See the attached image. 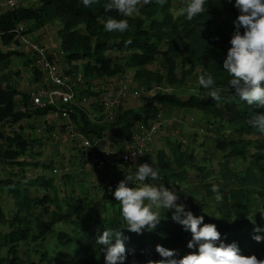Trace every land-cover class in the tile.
<instances>
[{
  "label": "trees",
  "instance_id": "trees-1",
  "mask_svg": "<svg viewBox=\"0 0 264 264\" xmlns=\"http://www.w3.org/2000/svg\"><path fill=\"white\" fill-rule=\"evenodd\" d=\"M106 2L100 0L86 8L79 0H34L30 5L21 1L14 8L1 12L0 64L8 63L13 55L24 54L18 50L6 51L4 47L12 42L11 31L17 24L26 23L30 33L59 20L62 24L57 31L59 48L65 53L66 64L70 71L77 72L78 64L82 65V77L87 86L79 90L80 94H97L103 90V85L96 88V81L101 83L117 75H126L129 69L133 72L136 89L143 91L140 109L122 104L111 122L101 121L95 103L85 106V110L76 109L72 118L82 132L98 137L105 132L110 136L120 132L128 137L137 122L151 120L166 107L201 112L208 119L209 128L220 133L213 137V145L221 152L222 160L217 175L211 176L210 170H201L207 161L204 159L199 167L203 172L198 173L200 185L212 205L215 204L213 184L220 186L224 196L223 202L212 211L220 218L202 212L204 223L215 224L221 241L225 244L235 242L242 255H255L264 261V239L257 242L253 238L256 234L264 237V231L254 232L256 226L264 228V135L248 124L255 113L264 112V108L230 98L229 93H222L224 99L215 102L200 86H186L189 75L198 79L205 72L216 80L215 87L225 86L229 77L222 65L230 47L233 21L239 14L234 6H229L234 5V0L232 3L210 0L207 13L192 22L177 20L174 16L172 10L180 9L182 0H167L163 7L156 3L146 5L139 16L129 20L130 30L124 34L103 30L109 16L120 18L114 11L105 13ZM225 12L231 17L227 21H223ZM225 25L227 31L223 30ZM129 39L132 44L125 45ZM156 62L161 65V71L147 67ZM25 63H32V58L28 56ZM41 73L34 66L32 79L39 80ZM8 74L0 78V264H104L96 240L106 228L123 226L118 202L111 191L108 192L110 198L106 193L105 198L110 199L112 208L104 209L100 215L95 204L82 207L79 197L71 195L76 192L68 186L73 176L63 177L68 178L65 183L69 180L65 184L67 188H59L50 175L30 174L31 168L44 171L53 165L34 160L39 153L34 151V140L27 139L20 122L42 116L49 108H28L29 91L21 92L8 80ZM130 89L129 85V92ZM19 105L24 109L18 108ZM96 109L97 122L89 115L90 110ZM4 125L10 127L4 130ZM181 145L179 140H171L167 147L159 146L154 157L146 155L144 163L159 170L165 187H175L180 195L178 203H184L192 213L204 211L207 202H194L185 189L194 151L193 147L182 149ZM200 145L206 149L205 143ZM76 156L71 155L66 165ZM236 160L243 162L242 168L232 167ZM250 192L258 200L255 209L249 206ZM165 213L172 215L171 211ZM251 215L255 225L248 219ZM120 230L125 237L126 264H157L162 259L156 251L157 245L176 249L177 258L195 251L187 247L191 233L173 220L164 222L161 219L155 230H145L142 234L126 228ZM49 246L53 248L52 254Z\"/></svg>",
  "mask_w": 264,
  "mask_h": 264
},
{
  "label": "clouds",
  "instance_id": "clouds-1",
  "mask_svg": "<svg viewBox=\"0 0 264 264\" xmlns=\"http://www.w3.org/2000/svg\"><path fill=\"white\" fill-rule=\"evenodd\" d=\"M79 2L87 8L100 3V0ZM153 3L163 7L167 0H107L104 4L105 13L114 11L120 18L109 16L103 24V30L119 34L128 32L129 20L139 16L144 6ZM209 4L210 0H182L178 14L187 22H192L207 13ZM233 6L239 14L233 21L234 31L229 41L230 47L222 65L229 78L223 88H217L216 80L205 72L199 76L198 84L215 102L224 99L222 93H229L230 98H238L239 101H246L248 105L264 108V0H234ZM124 43L130 45L132 40ZM248 124L260 135H264V112L255 113ZM130 182L132 186H129ZM211 191L215 201L212 207H215L223 202L224 196L218 184H213ZM112 195L120 206L123 226L106 228L98 236L96 244L100 246L104 264H126L125 237L121 228L137 234H142L145 230L153 231L163 214L168 211L172 213L173 222L191 233L187 247L195 251L177 258L176 249L157 245L156 251L162 257L157 264H264L255 255H242L235 242L225 244L221 241V234L215 224L204 223V216L194 215L184 203H178L180 195L175 187H165L159 170L152 164H139L133 173L125 174ZM248 219L255 225L253 215L248 216ZM262 231L264 228L254 227L255 233ZM253 238L257 242L264 239L259 234ZM218 241L220 242L217 244Z\"/></svg>",
  "mask_w": 264,
  "mask_h": 264
},
{
  "label": "built area",
  "instance_id": "built-area-1",
  "mask_svg": "<svg viewBox=\"0 0 264 264\" xmlns=\"http://www.w3.org/2000/svg\"><path fill=\"white\" fill-rule=\"evenodd\" d=\"M19 4L20 0H0V13ZM11 32L12 41L26 50L34 66L42 72L40 81L35 82L28 92L30 98L27 107L49 108L46 114L36 117L39 127L44 131L50 120L56 122L58 128L52 130L50 138L61 135L74 143L78 147L76 157L92 167L97 180L115 190L125 174L133 173L137 165L144 163L146 155L154 157L158 148L156 143L167 121L164 111H159L147 122H137L128 137L120 135V132L114 136L105 132L100 137L86 134L75 125L72 118L76 109L85 110V106L95 103L102 116L101 121L111 122L118 107L130 96L126 75L105 80L103 90L97 94H80L79 90L85 89L87 85L79 71H70L64 51L60 48L49 49L33 33L28 32L26 23L17 24ZM8 46L4 47L8 49ZM18 108L24 109L22 105ZM89 115L92 121H98V114L94 110H90ZM52 172L57 174L58 170L53 168Z\"/></svg>",
  "mask_w": 264,
  "mask_h": 264
},
{
  "label": "rangeland",
  "instance_id": "rangeland-1",
  "mask_svg": "<svg viewBox=\"0 0 264 264\" xmlns=\"http://www.w3.org/2000/svg\"><path fill=\"white\" fill-rule=\"evenodd\" d=\"M22 3L25 2V4L30 5L33 3L34 0H20ZM229 6L233 7V4H229ZM174 16L177 20H183L184 17L180 16L178 14L179 8H173ZM231 17L228 14V12H225L223 15V21L229 20ZM61 22L59 20H54L53 22H49L43 27L33 30L31 33H33V36H35L37 39H41L42 43L45 44L49 49H58L60 44V38L58 36V29L61 28ZM223 30L227 31L228 26H223ZM42 34H45L44 36ZM5 49V48H4ZM8 50H18L24 52L23 56L13 55L9 62L6 61L0 64V78L3 74H7L9 72L8 76L12 84H14L21 92L24 90L25 92L29 91L32 87V85L35 82H39V80L32 79V70L34 67V63H25L26 58L28 57V54L26 50H22L21 46L18 45L17 42L12 41L10 45L8 46ZM79 67V73L82 75V65L81 62L78 64ZM150 69L161 71V65L156 62L154 64H150L147 66ZM17 72V73H16ZM132 70L129 69L126 71L127 76V82L128 86H131L130 89V96L129 99L126 100L124 103V106L126 107H132L134 109H140L142 107V89H136L135 82L132 81ZM187 87H198V79L194 77V75H189L187 78ZM96 88L103 85V81L100 83V81H96ZM196 84V85H195ZM102 88V87H101ZM153 91V90H152ZM169 91V89H167ZM190 91V90H189ZM151 92V90H150ZM192 92V91H190ZM20 104V101H19ZM97 107V106H96ZM98 108V107H97ZM97 113V109L94 110ZM163 111V110H162ZM165 114L167 115V121H165L163 125V132L161 134V137L159 138L158 142L156 143V147H167V142L171 140H179L182 145L181 148H185L188 146L189 148L193 147L194 151V157L192 161L189 163L188 171H187V180H186V186L185 189L188 191L189 195H191V198L194 200V202L198 200H204L207 202L205 205L204 211H198L197 213L194 212V215H202V212H209L212 214L213 207L211 200H207L204 192L200 185V174L203 171L199 170V167L202 166L205 161V168H202L201 170H210L208 172L212 175H217L219 171V162L222 160V154L218 150L214 148L213 145V137L216 135H219L220 133L217 131L215 132L214 129L209 128L210 125L208 123V119L199 111H187L185 109L180 110L179 108L175 107H166L164 110ZM165 119V118H164ZM169 119V120H168ZM181 119V120H180ZM115 120V119H114ZM23 124V131L27 139H33L35 144V152H38L39 155L34 158V160H37L38 162H44L48 163L51 162L53 165L50 169L41 170V168L33 169L31 168L30 174L32 176H35L37 174L43 173L44 175H50L54 178L55 184H59V188H65V184L63 183L64 180H67L68 176H73L71 181V184L68 185L69 189L75 188L74 192L78 193L79 197V204L82 207H85V205L89 204H95L96 208L98 209V214L103 215L104 209L112 208L110 207V193L106 195V193H103L102 196H94L92 197L89 192H87L90 182H84V180H81L80 174L76 173V169L74 170V162L73 160L70 162L69 165H66V160L71 156L77 153V148L74 146V143L67 140L64 136L59 135L56 138H50L49 134L52 132V130H55V128H58V124L56 122H53L50 120V122L45 127V130H41V127H39L38 123L36 122V116H33L31 118L23 119L21 122ZM55 123V124H54ZM19 124V123H18ZM18 124L14 126H18ZM181 124V126H179ZM9 126V125H7ZM6 125H4L2 128L4 130L7 128ZM10 127V126H9ZM60 127V126H59ZM223 133V132H221ZM184 140V141H182ZM202 143H205V148L203 149ZM205 157V158H203ZM56 167L58 169V173L54 174L52 172L53 168ZM83 168V164L80 166ZM232 167H243V162L241 160H236ZM83 173V172H82ZM66 174V175H65ZM69 181V180H68ZM67 181V183H68ZM210 181H213V178L210 179ZM107 186V185H106ZM129 186H132L131 184ZM108 187V186H107ZM184 187V186H183ZM91 189H95V186H91ZM109 188V187H108ZM68 189V190H69ZM91 191H94V190ZM110 189V188H109ZM71 195H73L71 193ZM105 195L108 196L105 198ZM92 198V200L90 199ZM7 203V202H6ZM92 204V205H93ZM119 206V204H118ZM249 206L252 209L257 208L258 206V200L254 194L250 192V202ZM120 208V206H119ZM164 222H168L171 219V216L167 213L163 214V217L161 218ZM205 222V218H204ZM51 250V253H53V248L48 247Z\"/></svg>",
  "mask_w": 264,
  "mask_h": 264
},
{
  "label": "crops",
  "instance_id": "crops-1",
  "mask_svg": "<svg viewBox=\"0 0 264 264\" xmlns=\"http://www.w3.org/2000/svg\"><path fill=\"white\" fill-rule=\"evenodd\" d=\"M43 36L45 34H42ZM41 40V39H40ZM42 42V40H41ZM45 45V44H44ZM48 46V45H47ZM24 91V90H23ZM25 92V91H24ZM27 92V91H26ZM75 159V160H74ZM73 159V162H74V167L73 169L75 170L76 169V173L77 174H80V176L82 177L81 180L83 179L84 182H87L89 181L90 184H89V187H88V190L87 192H89L88 194H90L92 197H94L95 195L96 196H102L103 193H107V192H110L109 188L106 186V184H104L103 182L97 180V178L95 177L94 175V171L92 169V167L88 164H86L85 162L83 161H79V159L76 157ZM81 164H83V168H81ZM83 172V173H82ZM64 184L66 183L63 182ZM91 186H95V189H93L94 191H91L92 189L90 188ZM67 188V185L65 186ZM115 190H111V192L113 193ZM77 196L78 193H74L73 196ZM79 197H83V196H80ZM92 200V198H90ZM93 202V200L91 201ZM89 204V203H88ZM93 204V203H92Z\"/></svg>",
  "mask_w": 264,
  "mask_h": 264
}]
</instances>
